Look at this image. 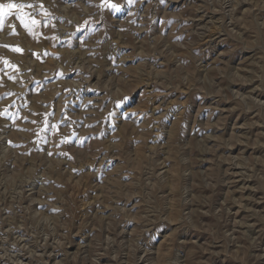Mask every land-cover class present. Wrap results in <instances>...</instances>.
<instances>
[{
    "label": "rangeland",
    "instance_id": "374dc122",
    "mask_svg": "<svg viewBox=\"0 0 264 264\" xmlns=\"http://www.w3.org/2000/svg\"><path fill=\"white\" fill-rule=\"evenodd\" d=\"M0 0V264H264V0Z\"/></svg>",
    "mask_w": 264,
    "mask_h": 264
},
{
    "label": "snow or ice",
    "instance_id": "6c2138e0",
    "mask_svg": "<svg viewBox=\"0 0 264 264\" xmlns=\"http://www.w3.org/2000/svg\"><path fill=\"white\" fill-rule=\"evenodd\" d=\"M103 6L107 8L115 9L117 11L119 10L120 7L117 4L109 2V0H106ZM23 7H25L23 4L20 5L12 4V3L0 4V18L11 14V10L14 8L22 9Z\"/></svg>",
    "mask_w": 264,
    "mask_h": 264
}]
</instances>
